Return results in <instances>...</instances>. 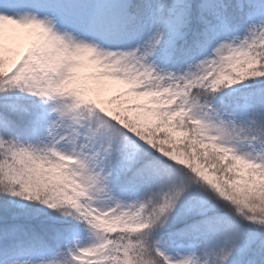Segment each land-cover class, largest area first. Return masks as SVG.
<instances>
[{
	"label": "snow or ice",
	"instance_id": "6c2138e0",
	"mask_svg": "<svg viewBox=\"0 0 264 264\" xmlns=\"http://www.w3.org/2000/svg\"><path fill=\"white\" fill-rule=\"evenodd\" d=\"M0 264H264V0H0Z\"/></svg>",
	"mask_w": 264,
	"mask_h": 264
}]
</instances>
